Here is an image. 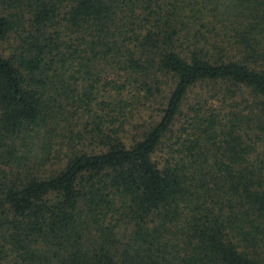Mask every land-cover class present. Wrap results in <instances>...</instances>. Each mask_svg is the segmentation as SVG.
I'll return each mask as SVG.
<instances>
[{"label":"trees","instance_id":"obj_1","mask_svg":"<svg viewBox=\"0 0 264 264\" xmlns=\"http://www.w3.org/2000/svg\"><path fill=\"white\" fill-rule=\"evenodd\" d=\"M12 33L0 264H264V0H0Z\"/></svg>","mask_w":264,"mask_h":264},{"label":"rangeland","instance_id":"obj_2","mask_svg":"<svg viewBox=\"0 0 264 264\" xmlns=\"http://www.w3.org/2000/svg\"><path fill=\"white\" fill-rule=\"evenodd\" d=\"M18 43V39L16 38L15 33L10 34L9 38L5 41H3L0 44V49L1 52L5 55L10 54L13 49L15 48V46ZM104 82V81H103ZM206 92V90L204 88H202L201 86H198L196 88H194L188 95L184 106L182 108L183 113L188 112V106L190 104H193L194 101L196 100V98H198L201 94H204ZM156 110L154 111V109H147L145 107H139V109H137L134 113V119L131 121L132 124H130V126L128 125L126 128L129 129L128 133L125 134L124 140L129 143L130 142V138L135 134V129L133 128V126L135 124L137 125H141L142 122H144V120L149 119L151 116H154L156 114ZM138 114H140L142 117L137 119ZM184 120L185 117L182 115L178 118L177 122L175 123L174 126V136L178 135L180 133V128L182 126V124H184ZM175 142V138H172L171 140H169L167 143L171 144ZM176 147V145H174V148ZM168 149L167 148H162V151L158 152L156 157L158 159H160V156H162L165 152H167ZM53 162L57 163L58 161L56 159L53 160ZM122 234V233H121ZM121 239V236H118Z\"/></svg>","mask_w":264,"mask_h":264}]
</instances>
